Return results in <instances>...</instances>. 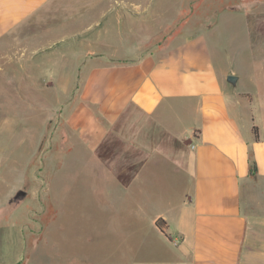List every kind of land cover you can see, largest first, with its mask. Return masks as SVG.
<instances>
[{"label": "rangeland", "instance_id": "374dc122", "mask_svg": "<svg viewBox=\"0 0 264 264\" xmlns=\"http://www.w3.org/2000/svg\"><path fill=\"white\" fill-rule=\"evenodd\" d=\"M53 5L44 22L18 34L25 42L0 50V264H124L159 209L142 207L134 175L150 151L139 155L119 139L140 134L147 147L164 146L161 132L139 124L133 90L176 37L199 33L217 70L240 77L230 90L261 84L264 0ZM58 5L78 14L64 19ZM95 133L103 138L97 153ZM152 159L148 188H169L172 177Z\"/></svg>", "mask_w": 264, "mask_h": 264}, {"label": "crops", "instance_id": "0c3cea01", "mask_svg": "<svg viewBox=\"0 0 264 264\" xmlns=\"http://www.w3.org/2000/svg\"><path fill=\"white\" fill-rule=\"evenodd\" d=\"M60 1L0 0V50L25 42L18 34L44 22ZM58 6L64 19L67 12L78 14ZM228 76H236L235 82ZM239 81L233 71L217 70L206 37L199 33L176 37L137 83L130 102L139 124L144 121L145 128L161 132L164 138L158 140L164 146L156 141L149 148L150 141L140 134L119 139L137 144L139 155L150 151L134 175L140 179L136 187L142 207L159 209L149 215V235L140 236L136 258L134 251L125 253L129 260L124 264H264V79L259 85L254 80L251 90H230ZM96 134L89 141L97 153L103 138ZM149 156L172 177L169 188H148L143 174ZM157 219L164 221V233L155 226ZM151 240L155 243L147 245Z\"/></svg>", "mask_w": 264, "mask_h": 264}, {"label": "trees", "instance_id": "16d2710c", "mask_svg": "<svg viewBox=\"0 0 264 264\" xmlns=\"http://www.w3.org/2000/svg\"><path fill=\"white\" fill-rule=\"evenodd\" d=\"M253 133H254V135H255V140H257L258 138H257V134H256V128H253ZM117 144H119V143H117ZM120 145V144H119ZM98 155L102 158V155L98 152ZM255 172V165H254V163L253 162H250V166H249V173L250 174H253ZM118 177L120 178V180H122L123 182H125V184H127V182H129L130 181V178L126 175V174H124V173H122V174H120V175H118ZM163 224H164V221L162 220V219H157L156 221H155V226L162 232V233H164L163 232Z\"/></svg>", "mask_w": 264, "mask_h": 264}, {"label": "water", "instance_id": "95a60500", "mask_svg": "<svg viewBox=\"0 0 264 264\" xmlns=\"http://www.w3.org/2000/svg\"><path fill=\"white\" fill-rule=\"evenodd\" d=\"M227 80L230 82H235L236 78L234 76H228Z\"/></svg>", "mask_w": 264, "mask_h": 264}]
</instances>
